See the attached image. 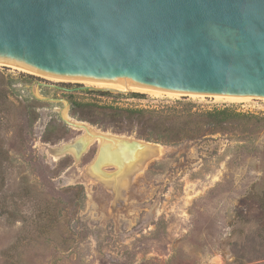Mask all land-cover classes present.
<instances>
[{"label":"rangeland","instance_id":"1","mask_svg":"<svg viewBox=\"0 0 264 264\" xmlns=\"http://www.w3.org/2000/svg\"><path fill=\"white\" fill-rule=\"evenodd\" d=\"M91 84L0 65L2 101L41 102L22 138L9 129L0 142L9 158L0 166V264H264V99L133 97ZM71 95L131 109L230 107L263 120L178 144L147 141L157 129L72 117ZM64 107L73 121L130 139L134 152L108 157L98 170L96 142L79 157H54L82 134L62 121Z\"/></svg>","mask_w":264,"mask_h":264},{"label":"water","instance_id":"2","mask_svg":"<svg viewBox=\"0 0 264 264\" xmlns=\"http://www.w3.org/2000/svg\"><path fill=\"white\" fill-rule=\"evenodd\" d=\"M0 65L144 95L264 99V0H0ZM115 153L99 147L92 167Z\"/></svg>","mask_w":264,"mask_h":264},{"label":"trees","instance_id":"3","mask_svg":"<svg viewBox=\"0 0 264 264\" xmlns=\"http://www.w3.org/2000/svg\"><path fill=\"white\" fill-rule=\"evenodd\" d=\"M84 94L99 96H114L106 92H94L88 89L79 91ZM131 96H139L131 93ZM120 97V95H115ZM70 114L80 121H87L94 125L103 122L136 123L140 126L157 129L148 133L144 138L147 141L155 140L165 143L178 144L183 140H194L218 133L228 127H247L262 122V118L254 114L241 113L230 107L216 108L209 111H193L191 103L175 102L174 107L154 109H131L111 104H98L93 102L76 101L71 95L69 99ZM41 102L35 98L31 100L16 99V103L0 99V142L9 129L14 135L23 137L25 130L31 129L38 119L37 107ZM176 105H181L180 108ZM19 118V119H18ZM60 123V120H57ZM61 125H63L61 123ZM64 126V125H63ZM51 124L45 130L49 131ZM53 133H50V137ZM154 136V137H153ZM43 142H49L45 137ZM1 145V144H0ZM2 146V145H1ZM7 150L0 149V166L9 163ZM4 170L0 171V187L3 185Z\"/></svg>","mask_w":264,"mask_h":264},{"label":"bare ground","instance_id":"4","mask_svg":"<svg viewBox=\"0 0 264 264\" xmlns=\"http://www.w3.org/2000/svg\"><path fill=\"white\" fill-rule=\"evenodd\" d=\"M17 69H19V68H17ZM21 70L31 72L29 70H24V69H21ZM99 86L105 87L107 89L117 90V91H125V90L111 88V87L102 86V85H99ZM230 99H233V98H230ZM238 99H249V98H238ZM60 113L64 118H66L68 121H70L74 125L73 127H75V128L77 127L79 129H81L82 134L74 141V143L64 144V145L57 147L56 148L57 154H55L54 157L62 156L64 153L65 154L70 153L74 157H79L81 155V153L84 150H86V148L93 142H96L98 144V148L103 146V145H110L111 149L116 150V153L114 156H118V155L120 156L121 154H127L128 155V154L134 152L135 145L131 142L130 139L125 138V137L114 136L111 134L101 133L97 130H94L90 126H87V125L80 123V122L73 121L68 117L66 107H64L60 111ZM145 144L149 148L148 151L149 150H151L152 152L158 151L157 145L150 144V143H145ZM114 156H110V157H114ZM135 167H137L139 170H142V165L140 163H136Z\"/></svg>","mask_w":264,"mask_h":264}]
</instances>
